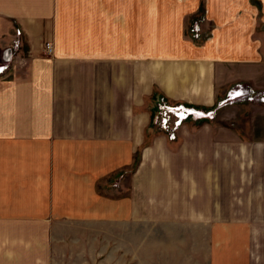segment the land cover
I'll return each mask as SVG.
<instances>
[{
	"label": "crops",
	"instance_id": "1",
	"mask_svg": "<svg viewBox=\"0 0 264 264\" xmlns=\"http://www.w3.org/2000/svg\"><path fill=\"white\" fill-rule=\"evenodd\" d=\"M4 65L0 264H67L110 224L174 219L195 224L197 264H264V105L175 139L157 115L264 88V0H0Z\"/></svg>",
	"mask_w": 264,
	"mask_h": 264
},
{
	"label": "rangeland",
	"instance_id": "2",
	"mask_svg": "<svg viewBox=\"0 0 264 264\" xmlns=\"http://www.w3.org/2000/svg\"><path fill=\"white\" fill-rule=\"evenodd\" d=\"M202 5V9L191 20V27L189 29L191 36L198 41L212 36V24L207 17L208 9L205 6V2L202 1ZM240 84L247 88V90H250V87H254L249 82H241ZM227 91L224 98L226 97ZM257 92L264 95V88L258 89ZM245 102L264 105V102L257 100L249 101L244 96L242 99H237L233 103L216 107L213 115H210L209 110L207 119H213L215 117L227 122L230 117L233 116L234 118L242 112L241 109L232 107L233 104ZM166 104L169 105L168 103ZM158 111L157 115L159 116V108ZM199 112L206 113L205 111ZM172 119L173 116H171V124L173 125L174 119ZM202 119L194 120L191 116L183 119L182 123L176 127V135L177 130L186 122H196ZM241 127H243V123ZM139 159L140 156H137L136 165ZM174 159L176 162H179V160H176L179 159V156ZM163 222L154 224L141 222H136V224L125 223L123 225L120 223L117 225L110 224L106 241L105 237H103L101 242L96 241L92 244V250L75 252L74 259L67 262V264H197V257H195L194 251L197 248L195 224L190 222L188 226H183L182 228L180 221L177 219L172 220L168 225H163ZM186 245L189 248V255L185 251Z\"/></svg>",
	"mask_w": 264,
	"mask_h": 264
},
{
	"label": "built area",
	"instance_id": "3",
	"mask_svg": "<svg viewBox=\"0 0 264 264\" xmlns=\"http://www.w3.org/2000/svg\"><path fill=\"white\" fill-rule=\"evenodd\" d=\"M18 33L20 34V31H18ZM45 48L48 53H51L52 43L46 42ZM5 68H6L5 65L0 66V72H3ZM243 87L244 86L242 84H236L233 88H230L229 91H227L226 97L218 103V106L225 105L228 103H233L235 100L242 99L244 96L249 101L257 100L259 102H264L263 94L257 92L252 87H250V90H247V88L245 87L244 89ZM158 108L160 110V115L158 116L160 127L169 133V136L171 139L176 138V129H177L176 127L177 125L182 123L183 119H186L190 116L194 120L201 119V118H207V113H208V111L206 113L195 112L194 110L198 111V109H195L193 107L189 108L188 106H185L183 104L172 105V106L167 105L164 100L160 101V103L158 104ZM199 111H202V110H199ZM213 113H214V110H210V115H213ZM171 116H173V119H174L173 125L171 124L172 122Z\"/></svg>",
	"mask_w": 264,
	"mask_h": 264
},
{
	"label": "bare ground",
	"instance_id": "4",
	"mask_svg": "<svg viewBox=\"0 0 264 264\" xmlns=\"http://www.w3.org/2000/svg\"><path fill=\"white\" fill-rule=\"evenodd\" d=\"M257 99V98H256ZM195 112H198V113H201V112H199V111H196V110H194Z\"/></svg>",
	"mask_w": 264,
	"mask_h": 264
}]
</instances>
